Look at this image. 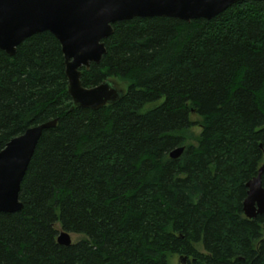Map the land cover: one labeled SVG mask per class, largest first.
I'll use <instances>...</instances> for the list:
<instances>
[{
  "label": "trees",
  "instance_id": "trees-1",
  "mask_svg": "<svg viewBox=\"0 0 264 264\" xmlns=\"http://www.w3.org/2000/svg\"><path fill=\"white\" fill-rule=\"evenodd\" d=\"M113 28L101 61L82 67L86 87L125 84L99 109L74 104L51 32L0 49V150L58 120L21 182L22 210L0 213V264H264V214L243 210L264 165V0ZM58 225L80 237L58 243Z\"/></svg>",
  "mask_w": 264,
  "mask_h": 264
},
{
  "label": "water",
  "instance_id": "water-1",
  "mask_svg": "<svg viewBox=\"0 0 264 264\" xmlns=\"http://www.w3.org/2000/svg\"><path fill=\"white\" fill-rule=\"evenodd\" d=\"M239 1L242 0H0V49L13 56L26 38L51 32L62 45L74 104L99 109L119 101L125 94V84L108 78L86 87L81 80L82 67L89 69L92 62L101 61L107 52L104 40L113 34L114 23L153 16L186 21L212 19ZM57 121L55 118L29 127L0 150V213L22 210L21 182L43 131L56 126ZM184 150L179 146L170 156L177 158ZM263 171L264 165L246 184L243 210L248 218L264 214ZM57 241L69 245L73 239L70 232L62 230Z\"/></svg>",
  "mask_w": 264,
  "mask_h": 264
},
{
  "label": "rangeland",
  "instance_id": "rangeland-1",
  "mask_svg": "<svg viewBox=\"0 0 264 264\" xmlns=\"http://www.w3.org/2000/svg\"><path fill=\"white\" fill-rule=\"evenodd\" d=\"M120 85H124V84H121ZM155 104L157 103H152V104H149L147 107H153ZM192 119L193 120H197L199 122L200 120V117L197 115V114H193L192 115ZM201 131V127L199 125V123H196L195 125L192 126V128H190L189 132H188V141L191 142V143H197V136L199 135ZM58 228H59V231H62L61 227L58 225ZM71 236H72V239L73 241H76L80 236L78 234H75V233H71ZM197 248L201 251H204V248H203V245L201 243L197 244ZM172 263L173 264H181L182 261H181V257L180 255H175L172 257Z\"/></svg>",
  "mask_w": 264,
  "mask_h": 264
}]
</instances>
